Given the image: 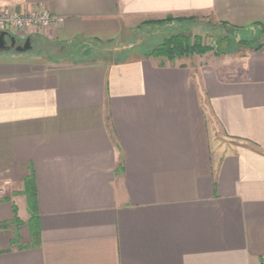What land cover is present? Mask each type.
Here are the masks:
<instances>
[{
	"label": "crops",
	"instance_id": "1",
	"mask_svg": "<svg viewBox=\"0 0 264 264\" xmlns=\"http://www.w3.org/2000/svg\"><path fill=\"white\" fill-rule=\"evenodd\" d=\"M0 6L56 18L0 53V264H264V49H105L168 16L259 33L264 0Z\"/></svg>",
	"mask_w": 264,
	"mask_h": 264
},
{
	"label": "rangeland",
	"instance_id": "2",
	"mask_svg": "<svg viewBox=\"0 0 264 264\" xmlns=\"http://www.w3.org/2000/svg\"><path fill=\"white\" fill-rule=\"evenodd\" d=\"M200 21V20H199ZM198 21V22H199ZM195 22V21H194ZM13 29L11 32L13 34H20L22 32H26L30 29ZM231 29H228L223 26L216 25L212 20L207 21L203 20V24H195V25H181V24H161L155 26H146L141 31L132 34V37H127V35H123L119 41L111 43L107 46L106 53L108 55H112V57H118V52L123 49H128V52H150V50L158 45L160 42L164 40V38L169 37L173 34L183 32L187 35L195 36L198 35L201 38L202 43L212 45L215 48L216 42L220 41L222 37H224ZM249 30V29H248ZM256 34V35H255ZM234 40H232V47L230 48V52H226L221 55H217L214 50H209L208 52L201 55V57H197V61H205L208 63H217L220 61H230L232 59V55H236L237 53L245 52L246 50H250L252 47H247L246 44H242L240 42V38L242 39H256L255 44H263L264 45V31H260L259 33L252 32V30L246 31L243 35L235 32V35L232 36ZM125 38H129L124 40ZM264 49V48H263ZM255 50V49H251ZM100 50H97L99 52ZM104 51V50H103ZM9 52V51H8ZM11 52H13L11 50ZM7 53V52H2ZM10 53V52H9ZM105 53V54H106ZM200 55V54H194Z\"/></svg>",
	"mask_w": 264,
	"mask_h": 264
},
{
	"label": "trees",
	"instance_id": "3",
	"mask_svg": "<svg viewBox=\"0 0 264 264\" xmlns=\"http://www.w3.org/2000/svg\"><path fill=\"white\" fill-rule=\"evenodd\" d=\"M194 17L189 18L188 20H193ZM184 18H174L172 16H168L163 20H158L153 22V24H165V23H172L174 21L183 22ZM228 29H231L230 32H228L220 41L216 42L215 48L212 45L203 44L201 41V38L198 35H195L194 37L191 35H187L183 32H179L176 34H173L169 37L164 38L162 42H160L158 45L153 47L149 55L159 56V57H165L169 60H174L176 58L181 57H187V56H193L194 54H200L203 55L204 53L208 52L209 50H214L217 55H221L224 53H228L231 51L232 47V40L233 35H235V32H238V29L234 27H228L223 26ZM240 42L242 41V44H246L247 47H252L251 49L259 50L264 48L263 44H255L256 39H242L240 38ZM26 192L28 193V202L30 206L35 205V192H34V186L33 183L27 182L26 183ZM15 214H17V209L15 208ZM15 219L17 220V215L15 216Z\"/></svg>",
	"mask_w": 264,
	"mask_h": 264
},
{
	"label": "built area",
	"instance_id": "4",
	"mask_svg": "<svg viewBox=\"0 0 264 264\" xmlns=\"http://www.w3.org/2000/svg\"><path fill=\"white\" fill-rule=\"evenodd\" d=\"M56 20L48 11L21 12L9 6H0V31L13 29L44 27ZM12 33V32H11Z\"/></svg>",
	"mask_w": 264,
	"mask_h": 264
},
{
	"label": "water",
	"instance_id": "5",
	"mask_svg": "<svg viewBox=\"0 0 264 264\" xmlns=\"http://www.w3.org/2000/svg\"><path fill=\"white\" fill-rule=\"evenodd\" d=\"M18 38L9 31H0V53L14 50L19 53H26L32 50L30 38L24 40V43L18 44Z\"/></svg>",
	"mask_w": 264,
	"mask_h": 264
},
{
	"label": "flooded vegetation",
	"instance_id": "6",
	"mask_svg": "<svg viewBox=\"0 0 264 264\" xmlns=\"http://www.w3.org/2000/svg\"><path fill=\"white\" fill-rule=\"evenodd\" d=\"M24 43V40H20L18 41V44Z\"/></svg>",
	"mask_w": 264,
	"mask_h": 264
}]
</instances>
